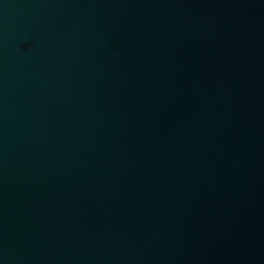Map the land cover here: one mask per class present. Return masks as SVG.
<instances>
[{
	"label": "water",
	"instance_id": "95a60500",
	"mask_svg": "<svg viewBox=\"0 0 264 264\" xmlns=\"http://www.w3.org/2000/svg\"><path fill=\"white\" fill-rule=\"evenodd\" d=\"M0 264H264V0H0Z\"/></svg>",
	"mask_w": 264,
	"mask_h": 264
}]
</instances>
